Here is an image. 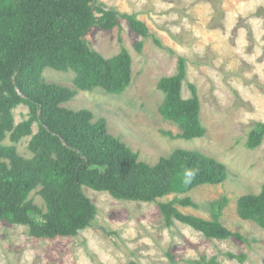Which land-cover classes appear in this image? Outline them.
<instances>
[{"label":"rangeland","instance_id":"374dc122","mask_svg":"<svg viewBox=\"0 0 264 264\" xmlns=\"http://www.w3.org/2000/svg\"><path fill=\"white\" fill-rule=\"evenodd\" d=\"M120 13L137 14L152 37L135 33L125 19L110 31L94 27L86 35L91 47L106 58L122 47L133 59L132 84L122 95L100 89L80 91L65 106L89 109L95 119L107 120L109 133L120 138L139 159L155 164L176 149L199 150L224 163L228 179L219 185H204L189 192L194 207L177 208L207 220L213 219L211 204L226 197L221 222L247 241L207 239L191 227L163 223L157 203L116 200L108 193L84 188L98 214L93 226L76 237L35 239L25 226L0 221V264H190V259L216 256L221 264H264V229L242 220L238 199L259 194L264 183V140L251 150L246 146L253 126L264 123V0H100ZM122 37V42L119 37ZM145 41L142 52L136 45ZM172 51V52H171ZM187 59L183 97L191 96L188 83L197 86L201 120L207 132L194 140L173 139L163 132L181 133L160 112L164 100L159 80L177 70V58ZM74 72L44 71L48 83L74 87ZM16 124L28 118L29 109L14 110ZM38 125H33V133ZM31 137L18 144L19 153L31 157ZM6 144H11L9 139ZM45 210L41 196H30ZM169 195L161 202L171 201ZM232 253L243 261L229 258Z\"/></svg>","mask_w":264,"mask_h":264},{"label":"trees","instance_id":"16d2710c","mask_svg":"<svg viewBox=\"0 0 264 264\" xmlns=\"http://www.w3.org/2000/svg\"><path fill=\"white\" fill-rule=\"evenodd\" d=\"M120 19L127 20L144 39L152 37L163 47L137 14H122L100 0H0V221L27 227L35 239L76 237L93 226L98 214L84 192L90 188L116 200L157 203L166 228L179 222L210 240L247 241L221 222L229 202L226 197L211 204V220L177 208H198L186 194L200 186L224 183L229 176L224 163L187 149H176L155 164L141 161L137 152L109 133L105 118L95 119L89 109L65 106L80 91L100 89L122 95L132 84L133 59L127 48L106 58L86 39L92 28L110 31L119 26ZM144 44L138 42L136 51L141 53ZM47 68L74 72V87L48 83L44 79ZM187 69V59L178 56L176 73L158 83L164 94L159 112L181 129L177 135L163 132L173 139H199L207 132L197 86L189 82L191 96L183 97ZM20 105L28 107V118L16 124L13 112ZM26 137H31V157L18 150ZM7 139L11 144L5 143ZM263 140L264 123H257L246 146L254 150ZM33 192L41 196L45 210L30 197ZM169 195L175 198L159 201ZM237 212L242 220L264 229V183L259 194L238 199ZM226 255L245 259L244 255ZM188 262L221 264L216 256L206 255Z\"/></svg>","mask_w":264,"mask_h":264},{"label":"clouds","instance_id":"9594fccd","mask_svg":"<svg viewBox=\"0 0 264 264\" xmlns=\"http://www.w3.org/2000/svg\"><path fill=\"white\" fill-rule=\"evenodd\" d=\"M189 175H191V173H189Z\"/></svg>","mask_w":264,"mask_h":264}]
</instances>
